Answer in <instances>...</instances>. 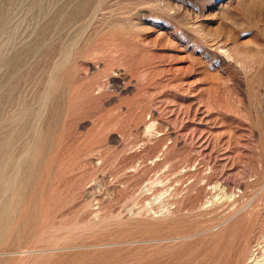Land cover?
Returning a JSON list of instances; mask_svg holds the SVG:
<instances>
[{"label": "rangeland", "instance_id": "obj_1", "mask_svg": "<svg viewBox=\"0 0 264 264\" xmlns=\"http://www.w3.org/2000/svg\"><path fill=\"white\" fill-rule=\"evenodd\" d=\"M0 264H264V0H0Z\"/></svg>", "mask_w": 264, "mask_h": 264}]
</instances>
